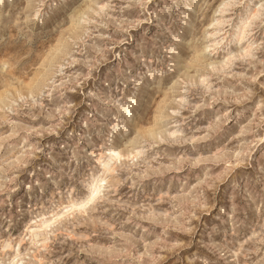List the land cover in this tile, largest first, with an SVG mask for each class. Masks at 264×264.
<instances>
[{"label": "clouds", "instance_id": "obj_1", "mask_svg": "<svg viewBox=\"0 0 264 264\" xmlns=\"http://www.w3.org/2000/svg\"><path fill=\"white\" fill-rule=\"evenodd\" d=\"M0 264H264V0H0Z\"/></svg>", "mask_w": 264, "mask_h": 264}]
</instances>
